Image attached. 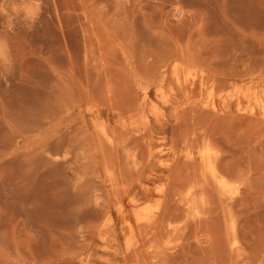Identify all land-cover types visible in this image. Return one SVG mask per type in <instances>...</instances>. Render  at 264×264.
Wrapping results in <instances>:
<instances>
[{
  "label": "rangeland",
  "instance_id": "374dc122",
  "mask_svg": "<svg viewBox=\"0 0 264 264\" xmlns=\"http://www.w3.org/2000/svg\"><path fill=\"white\" fill-rule=\"evenodd\" d=\"M162 257L264 264V0H0V264Z\"/></svg>",
  "mask_w": 264,
  "mask_h": 264
},
{
  "label": "bare ground",
  "instance_id": "6f19581e",
  "mask_svg": "<svg viewBox=\"0 0 264 264\" xmlns=\"http://www.w3.org/2000/svg\"><path fill=\"white\" fill-rule=\"evenodd\" d=\"M211 106H212L213 108H215L213 104H212ZM190 109H191V108H190ZM188 110H189V109H188ZM194 110H195V109H194ZM197 110H198V109H197ZM197 110H196V111H197ZM184 111H185V110H184ZM189 111H191V110H189ZM196 111H194V112H196ZM192 113H193V112H192ZM190 114H191V113H190ZM185 115H186V114H185ZM185 115H184V116H185ZM194 115H195V113H194ZM206 115H207V114H206ZM189 116H191V115H189ZM195 116H196V115H195ZM203 116H204V115H203ZM181 117L183 118V115H182ZM181 117H180V118H181ZM180 118H179V119H180ZM185 118H186V117H185ZM204 118H206V116H205ZM194 119H195V118H194ZM208 119H209V118H208ZM206 120H207V118H206ZM206 120H205V123H206V125H207L208 123L206 122ZM210 120H211V119H210ZM210 120H209V121H210ZM184 121H185V120H184ZM186 121H187V119H186ZM217 121H218V120H217ZM217 121H216V122H217ZM177 122H178V121H177ZM177 122H176V123H177ZM192 122H193V121H192ZM179 123H180V122H179ZM179 123H177V124L179 125ZM177 124H176V125H177ZM183 124H184V123H183ZM189 124H190V126H191V122H190ZM200 124H201L200 126L202 127V123H200ZM216 124H217V123H216ZM216 124L214 125V127L216 126ZM181 125H182V124H181ZM187 125H188V123H185V127H184L185 130H186V126H187ZM203 125H204V123H203ZM192 126H193V125H192ZM192 126H191V127H192ZM200 126H199L198 129H195V128H194L195 126H193V128H194L195 131H196V132H195L196 134L194 133L193 139H192L191 141H193V140L196 141L195 139H198V138L200 139V137H197V132H198V130L200 131V128H201ZM188 127H189V126H187V128H188ZM191 127L189 128L190 130H192ZM208 127H209V125H208ZM208 127H206V126L204 125L203 128H208ZM214 127H213V128H214ZM176 128H177V127H176ZM179 128H180V127H179ZM182 128H183V127H182ZM203 128H202L201 130H203ZM180 129H181V128H180ZM189 129H188V130H189ZM182 130H183V129H182ZM205 130H206V129H204V131H205ZM216 130H217V129H216ZM175 131H176V129H175ZM177 131H178V129H177ZM181 132H182V131H181ZM181 132H180V130H179V131H178V134L181 133ZM189 132H190V131H189ZM193 132H194V130H193ZM193 132H190L189 135L192 136L191 133H193ZM217 132H218V131H217ZM105 133H106V132H105ZM219 133H221V131H220ZM219 133L216 134V137H217L218 139H219V137H220V136H219ZM209 134H210V133H209ZM209 134H207V136H210ZM212 134H213V132H212ZM179 135H180V134H179ZM181 135H182V133H181ZM195 135H196V138H195ZM213 135H215V134H213ZM107 136H108V135H107ZM205 136H206V135H205ZM207 136H206V138H207ZM218 136H219V137H218ZM180 137H181L182 140H183V137H182V136H180ZM213 137H214V136H213ZM213 137H212V138H213ZM216 137H215V138H216ZM105 138H106V137H105ZM181 138H180V139H181ZM189 138H190V137H189ZM194 138H195V139H194ZM210 138H211V137H210ZM210 138H209V139H210ZM215 138H213V139H215ZM217 138H216V139H217ZM221 138H222V136H221ZM184 139H185V138H184ZM190 139H191V138H190ZM190 139H189V140H190ZM213 139H212V141L214 142L215 140H213ZM218 139H217L215 142H218V141L220 140V139H219V140H218ZM109 140H110V138H109ZM182 140H181V142H182ZM223 140H224V139H223ZM223 140H220V141H223ZM191 141H187V142H190V143L193 145V142H194V141H193V142H191ZM197 141H198V140H197ZM225 141H226V140H225ZM225 141H223V143L220 142V144L222 143L221 145L223 146V145L226 143ZM213 142H212V143H213ZM224 142H225V143H224ZM218 143H219V142H218ZM218 143H217V144H218ZM191 144H190V145H191ZM195 144H196V143L194 142V145H193V146L191 145V148H192V147L194 148ZM197 144H200V141H198ZM202 144H203V143H201V145H202ZM188 145H189V144H187V146H188ZM201 145H199L200 148L198 147V149H201V150L199 151V164L201 165V177H200V178H203V179H204L205 185H209V187H213V186H214V188H211V190L214 189V191H216V192L220 195L221 198L223 197L224 199H226V198L229 197V196L232 194V192L234 191L232 185H234L236 182H234V184H233V182L231 181L232 184H230L229 181L227 180V179H228L227 176L223 174L224 172L222 171V168H221V167H223V169H224V166H222V164H221L220 162H218L219 160H222L221 158H223V157H221V158L219 159V158L216 156V154H215V153L213 152V150H212L211 144H210L209 142H205V143L203 144L202 148H201ZM214 145H216V143H215ZM197 146H198V145H197ZM197 146H196L194 149H196ZM216 146H218V150H219V148H222L219 144L216 145ZM225 146H226V145H225ZM225 146H224V147H225ZM182 147H183V146H182ZM189 147H190V146H189ZM189 147L186 148L187 153H188V148H189ZM224 149H225V148H224ZM227 149H228V147H226V151L229 152V150H227ZM246 149H247V147H246ZM183 150H185V148H184ZM186 150H185V153H186ZM189 151H190V149H189ZM248 151H250L249 148H248ZM248 151H247V152H248ZM247 152H245L246 156L250 153V152H249V153L247 154ZM242 153H244V150H243ZM226 154H228V153H226ZM226 154H225V155H226ZM222 155H223V154H222ZM243 155H244V154H243ZM177 157H178V156H177ZM247 157H248V156H247ZM186 158H187V157H186V155H185V160H187ZM189 158H190V157H189ZM225 158H226V157H225ZM179 159H180V156H179ZM224 160H227V159H224ZM247 160H248V158H247ZM187 161H188V160H187ZM187 161H186V162H187ZM191 161H192V160H191ZM248 161H249V160H248ZM183 162H184V161H183ZM183 162H182V163H183ZM179 164H180V166H182L181 163H179ZM188 164H190V163L188 162ZM219 164H220V165H219ZM183 165H187V164H183ZM190 165L193 166L194 164L191 163ZM196 165H197V164H196ZM200 165H199V166L197 165V168H198V167L200 168ZM223 165H224V164H223ZM226 166H227V165H226ZM226 166H225V169L227 168ZM230 167L232 168V166H230ZM186 168H187L186 171H188V166H187ZM191 168H192V167H191ZM225 169H224V171H225ZM228 170H229V169H227V171H228ZM235 170H236V169H235ZM240 171H241V170H240ZM193 172H194V171H193ZM198 172H199V171H198ZM234 172H235V171H234ZM189 173H191V172H189ZM189 173H188V175L191 176V177H192V180H193V179H194V177H193V173H191L192 175H190ZM228 173H229L230 175H232L230 172H228ZM240 173H241V172H240ZM240 173H238V174H240ZM195 174H196V173H195ZM225 174H227V172H225ZM238 174H236V175L238 176ZM240 175H241V174H240ZM240 175H239V176H240ZM225 176H226V177H225ZM237 176H236V177H237ZM242 176L244 177V175H242ZM242 176H241V177H242ZM186 177H188V176L186 175ZM237 178H238V181H239L240 178H239V177H237ZM188 179H190V178H188ZM235 179H236V178H235ZM185 180H186V178H185ZM197 180H198V179H197ZM199 180H200V182H201V179H199ZM186 181H187V180H186ZM190 181H191V180H188L187 182H190ZM235 181H236V180H235ZM240 181H242V180H240ZM240 181H239V182H240ZM187 182H186V183H187ZM194 182H196V181L194 180ZM198 182H199V181H198ZM210 182H211V183H210ZM183 183H185V182H183ZM187 184H188V183H187ZM187 184H186V185H187ZM240 184H241V183H240ZM190 185H191V184H190ZM195 185H196V184H195ZM188 186H189V184L187 185V187H188ZM203 186H204V184H203ZM203 186L201 187V189L203 188ZM193 187H195L194 184H193ZM193 187L190 186V188L188 187L189 189H188L187 191H185V192H186L185 197H186V200H187V205H188V207H190V208H191L194 204H196V202L198 203V201H200L199 198L201 197V195H204V193L206 194L207 192L210 193V188H208V187H206V188H208L209 191L206 192V189H205V191H204V189H203L202 191H204V192H201V193L198 192V191L196 190V187H195V188H193ZM204 188H205V187H204ZM208 193H207V194H208ZM207 194H206V195H207ZM209 195H210V194H209ZM209 195H208V196H209ZM208 196H207V197H208ZM211 196H212V195H210L209 197H211ZM207 197H205V198L207 199ZM178 198H179V197H178ZM214 198H215V197H214ZM214 198H213V200L215 201ZM197 199H198V201H196ZM201 199H202V198H201ZM206 199H205V200H206ZM209 199H210V198H209ZM232 199L234 200L235 198H232ZM180 200H181V199H180ZM205 200H204V202L202 201L203 204L205 203ZM213 200H209V201L212 202ZM220 200L222 201V199H220ZM227 200H228V199H227ZM207 201H208V199L206 200V202H207ZM214 201H213V204H212V203L210 204V202H208V203L210 204V205H208V206L210 207V206L214 205V203L217 202V200H216L215 202H214ZM218 202H219V201H218ZM218 202H217V203H218ZM222 202H224V201H222ZM232 202H233V201H232ZM232 202H231V203H232ZM175 203H176V202H175ZM178 203H179V202H178ZM217 203H216V204H217ZM224 203H226V202H224ZM233 203L235 204L236 201H234ZM198 204H201V202L198 203ZM227 204H229V203H226V205H227ZM205 205H207V204H205ZM217 205H218V204H217ZM223 205L225 206V204H223ZM175 206H176V205H175ZM224 206H223V207H224ZM229 206H230V204H229ZM197 207H198V206H197ZM197 207H196V208H197ZM199 207L202 208L203 206H202V205H201V206L199 205ZM209 207H208V208H209ZM234 207H236V205H235ZM234 207L231 206V207L228 208V206H227V208H225V207H224V208H225V209H228V210H229V213H232L234 210L232 209V210H233V211H232L231 208H234ZM208 208H207V209H208ZM135 209H136V208H135ZM137 209H138V208H137ZM140 209H141V208H140ZM192 209H195V208H192ZM205 209H206V208H205ZM209 209H210V208H209ZM215 209H216V208H215ZM215 209H214V210H215ZM164 210H165V213H166V214L169 212V209H168V208H167V209L165 208ZM164 210H163V211H164ZM176 210H178V209H176ZM189 210L191 211V209H189ZM203 210H204V207H203ZM211 210H212V207H211ZM217 210L221 212V210H219V208H218ZM217 210H215V211L217 212ZM230 210H231V212H230ZM167 211H168V212H167ZM179 211H180V210H179ZM193 211H194V210H193ZM206 211L209 212L208 210H205V212H204L205 215L207 214ZM215 211H213V212L216 214ZM177 212H178V211H177ZM177 212H175V213H177ZM211 212H212V211H211ZM213 212H212V213H213ZM234 212H235V211H234ZM234 212H233V213H234ZM147 213H148V210H147ZM163 213H164V212H163ZM163 213H162V214H163ZM180 213H181V212H180ZM218 213H219V212H218ZM218 213H217V215L220 216L221 214H223V210H222V213H221L220 215H219ZM167 215H169V214H167ZM175 215H176V214H175ZM177 215H178V214H177ZM177 215H176V216H177ZM180 215H181V214H179V216H180ZM207 215H208V214H207ZM207 215H206V216H207ZM217 215H216V216H217ZM224 215H225V213H224ZM136 216H140V211H136ZM182 216H183V215H182ZM210 216H212L211 213H210ZM221 216H222V215H221ZM145 217H146V216H145ZM229 222H231V221H229ZM165 223H166V221H165ZM141 224H142V223H141ZM157 224H158V223H157ZM151 225H152V224H151ZM138 226H139V225H138ZM141 226H142V225H141ZM144 227L147 228V226H146L145 224H144ZM148 227L151 228L150 225H149ZM167 227H168V226H167ZM228 227H229V226H228ZM147 229H148V228H147ZM147 229H146V230H147ZM160 230H161V229H160ZM130 231H131V230H130ZM143 231H144V230L142 229L141 232H143ZM161 231L164 232L165 230H161ZM161 231H160V232H161ZM145 232H146V231H145ZM145 232H144V233H145ZM144 233H142L141 235H143ZM161 233H162V232H161ZM231 233L235 236L234 228L232 229V232H231ZM131 234H132V233H130V235H131ZM146 234H148V232H147ZM163 234H164V233H163ZM135 235H136V234H135ZM165 235H167V234H165ZM229 235H230V234H229ZM154 237H156V235H155ZM154 237H153V238H154ZM166 237H167V236H166ZM166 237H165V238H166ZM132 238H133V237H132ZM134 238H135V237H134ZM143 238H144V237H143ZM130 239H131V238H130ZM144 239H146V237H145ZM144 239H143V240H144ZM150 239H152V238H150ZM150 239H149V240H150ZM231 239H232V238H231ZM149 240L146 241V242H149ZM134 241H135V240H134ZM134 241L132 240V242H134ZM229 241H231V240H229ZM130 243H131V242H130ZM135 243H136V242H135ZM146 244H147V243H146ZM133 245H134V243H133ZM133 245H131V246L133 247ZM134 246H136V244H135ZM133 249H134V248H133ZM140 250H141V249H140ZM134 251H135V250H134ZM137 251H138V250H137ZM162 251H163V249H162ZM164 251H167V250L164 249ZM138 252H140V251H138ZM138 252H134V254L132 255V257L135 256V254L138 253ZM159 252H161V251H159ZM130 254H131V253H130ZM152 254H153V252H152ZM161 254H162V252H161ZM225 254H226V253H225ZM225 254H224V255H225ZM140 255H141V252H140ZM164 255L167 256L165 253H164ZM136 256H138V255L136 254ZM150 257H151V256H150ZM152 257L155 258V259L153 258V260H156L157 257L159 258V257H161V256H160V254H159V256L157 255V257H156V255H155V256H152ZM166 258L169 259L168 256H167ZM160 259L162 260V263L164 264V262H165L164 259H165V258L162 257V258H160ZM160 259H159V260H160ZM166 262H168V260H167ZM140 263H141V262H140ZM140 263H139V264H140ZM143 263L145 264V262H143ZM158 263H159V261H158ZM168 263H169V262H168ZM168 263H166V264H168ZM153 264H155V263H153Z\"/></svg>",
  "mask_w": 264,
  "mask_h": 264
}]
</instances>
